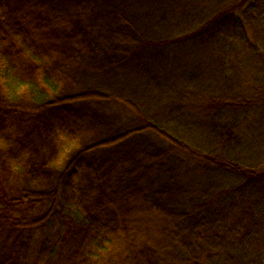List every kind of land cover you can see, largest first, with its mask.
Here are the masks:
<instances>
[{"label":"trees","instance_id":"16d2710c","mask_svg":"<svg viewBox=\"0 0 264 264\" xmlns=\"http://www.w3.org/2000/svg\"><path fill=\"white\" fill-rule=\"evenodd\" d=\"M0 264H264V0H0Z\"/></svg>","mask_w":264,"mask_h":264}]
</instances>
